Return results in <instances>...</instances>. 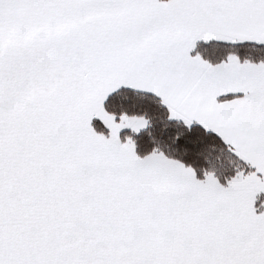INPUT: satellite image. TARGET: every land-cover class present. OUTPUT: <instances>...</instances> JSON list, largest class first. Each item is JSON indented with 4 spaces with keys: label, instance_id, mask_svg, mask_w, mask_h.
Returning <instances> with one entry per match:
<instances>
[{
    "label": "snow or ice",
    "instance_id": "6c2138e0",
    "mask_svg": "<svg viewBox=\"0 0 264 264\" xmlns=\"http://www.w3.org/2000/svg\"><path fill=\"white\" fill-rule=\"evenodd\" d=\"M0 264H264V0H0Z\"/></svg>",
    "mask_w": 264,
    "mask_h": 264
}]
</instances>
